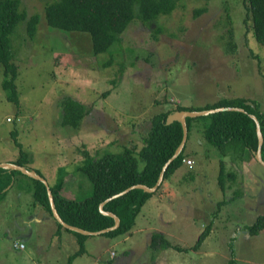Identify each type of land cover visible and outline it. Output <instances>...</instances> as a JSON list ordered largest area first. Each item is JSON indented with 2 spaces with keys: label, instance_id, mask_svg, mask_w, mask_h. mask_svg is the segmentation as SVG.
<instances>
[{
  "label": "rangeland",
  "instance_id": "374dc122",
  "mask_svg": "<svg viewBox=\"0 0 264 264\" xmlns=\"http://www.w3.org/2000/svg\"><path fill=\"white\" fill-rule=\"evenodd\" d=\"M245 7L243 0H178L173 11L154 21L134 19L118 44L95 55L89 33L50 28L43 0H21L28 17L11 35L18 105L8 100L3 88L8 77L0 63V161L19 158L12 137L18 131L30 165L49 184L66 177L70 196L85 198L93 187L75 170L83 163L82 151L96 158L105 151L139 149L157 113L235 96L255 100L264 112V45L253 37L250 21L244 22ZM201 8L207 10L196 15ZM32 14L39 19L30 39L27 22ZM65 96L90 110L78 129L60 124ZM193 123L200 128L197 120ZM195 131L183 165L161 180L133 228L114 239L90 236L85 253L70 263L77 251L58 247L48 232L42 230L33 239L21 232L25 222L17 213L31 211L34 217L38 206L24 176L28 179L0 199V264H224L230 244L236 264H264V233L249 237L242 231L264 213V164L247 149L229 147L222 154ZM222 160L224 186L218 182ZM211 222L210 237L192 251ZM155 234L186 252L149 248ZM15 242L27 250L16 249Z\"/></svg>",
  "mask_w": 264,
  "mask_h": 264
},
{
  "label": "trees",
  "instance_id": "16d2710c",
  "mask_svg": "<svg viewBox=\"0 0 264 264\" xmlns=\"http://www.w3.org/2000/svg\"><path fill=\"white\" fill-rule=\"evenodd\" d=\"M43 1L45 20L50 28L66 32L89 33L92 38L94 54L98 55L108 51L113 45L120 42L122 34L131 21L134 19H139L143 23L154 21L160 15L169 14L173 11L177 6L178 0ZM243 1L246 5L244 22L250 21L253 37L257 42L264 45V0ZM206 10V8L198 9L196 10V15ZM27 17L26 10L21 8V0H0V63L4 66V74L8 77L3 82V88L8 91V100L17 105L19 104L16 84L18 70L17 66L12 62L14 53L11 46V35L18 27V24ZM38 19L39 16L37 14H32L28 19L27 34L30 39L35 37ZM229 34L231 36V31ZM229 44H232V42H229ZM247 101L252 104L246 103ZM60 106L62 110L60 124L71 129H78L81 121L90 111L84 104L71 96H65L61 100ZM226 106L240 107L243 111L221 110L205 115L188 117L187 141L191 134L196 133L195 130H199L204 142H208L222 154H225L229 147L235 151L247 149L255 153L258 145V135L255 121L250 117V114H253L258 119L260 131L263 135L261 158L264 160V112H260L259 105L255 100L235 96L232 98H221L205 106L179 105L175 110L160 112L151 117L149 130L139 149L134 146L125 147L120 154L105 151L103 155L96 158L91 156L86 149L83 150V163L75 170L85 174L90 180L93 187L92 193L85 198L74 197V199H68L62 196L59 193L62 186V175H60L59 182L56 184L57 187L49 185L61 220L69 226L78 227L89 232L108 229L114 225L113 217L103 214L99 210V204L110 198L103 204L102 209L114 213L119 219V226L113 231L98 236L114 239L127 234L133 228L141 207L155 191L149 193L140 188H133L121 195L115 197L113 195L119 194L134 184L141 183L152 187L156 183L162 165L174 155L184 137V130L180 121L165 125L166 116L173 114L176 110L200 111ZM193 119L198 121L200 128L194 125ZM17 136L18 131H13L12 137L15 145L19 147L20 154L19 158L11 162L33 169L28 165L30 160L29 153L23 149ZM187 141L180 154L168 164L161 180L168 178L183 165L186 157ZM220 168L218 182L221 186H224L225 164L223 160L220 162ZM33 170L43 176L39 170ZM21 175H23L22 179L25 181L28 178L24 176L29 177L17 169L0 167L1 200L10 191L8 187L10 185L13 187L17 178ZM28 180L31 186L30 193L36 205L44 209L54 220L46 186L40 180L31 177ZM220 204H218V209ZM54 222L57 226V232L64 230L77 238L79 249L69 257L70 263L75 257L85 253L86 241L90 236L69 231L55 220ZM212 230L213 223L211 222L203 230L191 250L199 251L210 237ZM242 231H245L249 237L263 234L264 213L256 215L251 224L242 227ZM234 240L232 238L231 241L234 242ZM149 248L155 251L174 249L178 252H186L171 245L159 234L152 236ZM229 250L230 257L224 264H236L235 250L232 244L229 245Z\"/></svg>",
  "mask_w": 264,
  "mask_h": 264
},
{
  "label": "water",
  "instance_id": "95a60500",
  "mask_svg": "<svg viewBox=\"0 0 264 264\" xmlns=\"http://www.w3.org/2000/svg\"><path fill=\"white\" fill-rule=\"evenodd\" d=\"M246 103L252 104L250 101H247ZM221 110L243 111V109L240 108V107L226 106V107H219V108H215V109L200 110V111H192V110H181L180 111V110H176V111H174L173 114L167 115L166 118H165V121H164L165 125L173 124L174 121H180V123L183 126L184 137H183V141H182L180 147L177 149V151L174 153V155L171 156L165 162L164 165H162V167L160 169V174L158 176V179H157L156 183L152 187H149L147 185L138 183V184H134V185L126 188L125 190H123L119 194H115L113 196L115 197V196L121 195V194H123V193H125L128 190L133 189V188H140V189H143L144 191L149 192V193L154 192L157 189V187L160 185L161 179H163L162 175H164V171L167 168L168 164L171 161H173L180 154V152L182 151V149H183V147H184V145H185V143L187 141V137H188L187 118L188 117H195V116L205 115V114H209V113L216 112V111H221ZM250 117L255 121L256 132H257V135H258V145H257V150L255 151V157H256V160L258 162L264 164V160L261 158V145H262V142H263V135L261 134L257 117L255 115H253V114H250ZM0 167L9 168V169H17V170L21 171L22 173L28 175L31 178L40 180L46 186L48 201H49L51 213H52V215L54 217V220L58 224H60L64 229H67L69 231H72V232H75V233H79V234L85 235V236H98V235L105 234V233H107L109 231H113L119 226L118 217L114 213L108 212V211H105V210L102 209L103 204L110 198H107L106 200H104L103 202H101L99 204V210L103 214H106V215H109V216L113 217L114 225L112 227H110L108 229H104V230L98 231V232H89V231L80 229L78 227L69 226V225H67L66 223H64L61 220V217L59 216V214L57 212V209L55 207L54 198H53L52 192L50 190L49 184H48V182L46 181V179L43 176L39 175L33 169H28L25 166L18 165V164L12 163V162L0 163Z\"/></svg>",
  "mask_w": 264,
  "mask_h": 264
},
{
  "label": "crops",
  "instance_id": "0c3cea01",
  "mask_svg": "<svg viewBox=\"0 0 264 264\" xmlns=\"http://www.w3.org/2000/svg\"><path fill=\"white\" fill-rule=\"evenodd\" d=\"M0 163H7V162H1L0 161ZM29 167H32L33 169H36L32 165H30V163H29ZM22 177L23 176H19L17 178V181L14 184V186L16 184L21 185L25 181L24 179H22ZM58 179H59V177H58ZM56 181H55L54 184H52V183L51 184L48 183V184L49 185H54L55 187H57V185H56L57 182ZM66 181H67V178L63 176L62 177L63 185L61 186V189H60L59 193H61V195L64 196V197H68L69 199H74V197H77V196H70V194H72V192H70L71 191L70 187L65 185ZM35 210H36V212H34V213H36V214L33 215L34 217H31L32 216V212L31 211L30 212L29 211L28 212H24V213L19 211L17 213V215L19 216L20 221L22 220L23 222H25L23 224L24 226L30 225V224H32L33 226L36 225V226H34L35 228L32 229V230H27L26 227L22 226L21 227V232H27V234L30 235V239H33L36 236H37L36 238H39V236H38L39 232H41L43 230V231L48 232V234L52 237L51 240L56 239V244L58 245V247H62L63 245H67V246H70L73 249V251H78L79 245H78L77 238H75L72 234H70L69 232L64 231V230H62L60 232H57V226H56L54 220L52 219V217L50 215L46 214L45 212H43L44 210L42 208H39V206H37V208ZM50 222H54V224L53 225H48ZM39 225H42V227H44V228L41 229V227H39ZM9 229H11V228H9ZM86 243H87V241H86ZM15 244L24 245V244H22L20 242H15L14 243V247H15ZM39 248H40V251H41L42 250L41 246H39ZM87 248L88 247L86 246V249ZM16 249L26 251L27 250V246L24 245V248L18 247ZM29 254L30 253L28 252L27 255H29ZM62 259H65V257H62Z\"/></svg>",
  "mask_w": 264,
  "mask_h": 264
},
{
  "label": "built area",
  "instance_id": "2783aa9c",
  "mask_svg": "<svg viewBox=\"0 0 264 264\" xmlns=\"http://www.w3.org/2000/svg\"><path fill=\"white\" fill-rule=\"evenodd\" d=\"M15 247H16V248H18V247H20V248H24V245H18V244H15Z\"/></svg>",
  "mask_w": 264,
  "mask_h": 264
},
{
  "label": "clouds",
  "instance_id": "9594fccd",
  "mask_svg": "<svg viewBox=\"0 0 264 264\" xmlns=\"http://www.w3.org/2000/svg\"><path fill=\"white\" fill-rule=\"evenodd\" d=\"M11 188V185L8 187V189H10Z\"/></svg>",
  "mask_w": 264,
  "mask_h": 264
}]
</instances>
